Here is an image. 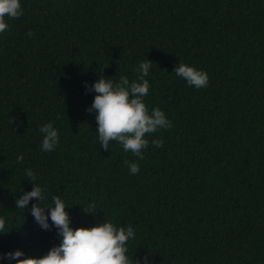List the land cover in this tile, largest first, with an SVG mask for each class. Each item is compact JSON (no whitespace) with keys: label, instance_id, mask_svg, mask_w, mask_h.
Masks as SVG:
<instances>
[{"label":"trees","instance_id":"1","mask_svg":"<svg viewBox=\"0 0 264 264\" xmlns=\"http://www.w3.org/2000/svg\"><path fill=\"white\" fill-rule=\"evenodd\" d=\"M20 3L23 15L6 17L0 33V217L9 230L0 253L40 257L60 242L31 215L37 201L16 207L32 169L41 206L59 196L73 229L132 226L127 254L141 264H264V0ZM146 59L144 102L173 126L146 135L140 160L116 142L100 146L86 85L100 75L138 81ZM179 63L205 71L207 87L177 76ZM48 122L59 142L45 152L39 129ZM91 203L95 215L83 211Z\"/></svg>","mask_w":264,"mask_h":264},{"label":"clouds","instance_id":"2","mask_svg":"<svg viewBox=\"0 0 264 264\" xmlns=\"http://www.w3.org/2000/svg\"><path fill=\"white\" fill-rule=\"evenodd\" d=\"M23 15L20 0H0V33L5 32L9 25L8 19H17ZM27 35L34 36L29 30ZM153 61L146 59L139 63L135 70L140 73L137 80L130 82L127 76H120L118 81L105 79L103 75L89 87L95 95L91 105L86 109L95 112L97 123V135L100 146L109 149L110 142H116L122 146L125 152H131L138 159L143 160V150L148 147L149 140L146 135H152L161 129L172 128V122L158 107L149 110L144 102V97L149 93L150 84L145 77L149 75ZM107 66V64L103 65ZM175 74L183 78L189 86L204 88L208 85V74L193 66L179 63L173 70ZM59 119V117H57ZM14 118L10 121L13 123ZM41 148L45 152L55 149L59 142L58 130L51 122L41 126ZM151 143L157 147H163V140L153 139ZM17 162L23 163V155L17 156ZM128 164L131 174L139 172L137 163ZM25 177L32 183L30 191L24 192L15 201L18 209H25L31 200L37 201L31 206V215L42 230L51 231L55 228L57 235L61 237L58 245H53L40 257L26 256L21 249H15L7 253H0V259L15 261V264H141L140 259L130 257L128 242L135 236L132 226L119 227L116 224L104 220L90 227H76L73 229L71 217L65 210L64 200L59 196H53L54 206H41L46 199L45 189L35 183L37 177L32 169H25ZM47 209V212L45 211ZM96 204L91 203L83 208L85 213L96 214ZM49 219L51 224H49ZM6 222L0 217V233H6ZM143 264H151L145 257Z\"/></svg>","mask_w":264,"mask_h":264}]
</instances>
